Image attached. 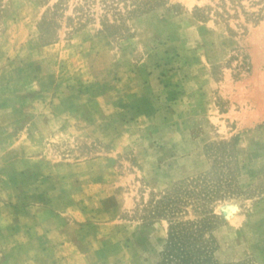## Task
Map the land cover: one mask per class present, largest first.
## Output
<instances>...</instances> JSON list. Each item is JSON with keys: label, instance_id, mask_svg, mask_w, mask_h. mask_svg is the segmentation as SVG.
Here are the masks:
<instances>
[{"label": "rangeland", "instance_id": "obj_1", "mask_svg": "<svg viewBox=\"0 0 264 264\" xmlns=\"http://www.w3.org/2000/svg\"><path fill=\"white\" fill-rule=\"evenodd\" d=\"M0 264H264V0H0Z\"/></svg>", "mask_w": 264, "mask_h": 264}]
</instances>
